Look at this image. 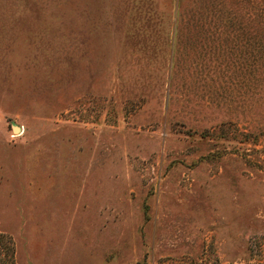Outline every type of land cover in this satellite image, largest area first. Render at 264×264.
Returning <instances> with one entry per match:
<instances>
[{"label":"rangeland","instance_id":"obj_1","mask_svg":"<svg viewBox=\"0 0 264 264\" xmlns=\"http://www.w3.org/2000/svg\"><path fill=\"white\" fill-rule=\"evenodd\" d=\"M0 264H264V0H0Z\"/></svg>","mask_w":264,"mask_h":264}]
</instances>
